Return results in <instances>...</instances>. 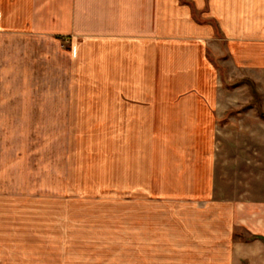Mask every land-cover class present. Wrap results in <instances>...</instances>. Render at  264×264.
Masks as SVG:
<instances>
[{
  "label": "crops",
  "instance_id": "obj_1",
  "mask_svg": "<svg viewBox=\"0 0 264 264\" xmlns=\"http://www.w3.org/2000/svg\"><path fill=\"white\" fill-rule=\"evenodd\" d=\"M50 37L72 41L58 119L88 177L0 180V264H264V130L226 127L241 103L215 64L264 77V0H0V122L33 120L25 63Z\"/></svg>",
  "mask_w": 264,
  "mask_h": 264
},
{
  "label": "rangeland",
  "instance_id": "obj_2",
  "mask_svg": "<svg viewBox=\"0 0 264 264\" xmlns=\"http://www.w3.org/2000/svg\"><path fill=\"white\" fill-rule=\"evenodd\" d=\"M194 14L197 21H205L200 13L194 11ZM211 23L215 26L219 36V27L213 22ZM42 45L46 56L37 55L39 53L34 51V48L28 49L30 59L27 58L25 63L26 71L30 72L31 76L29 99L27 100L34 101L31 106L34 113L29 115L33 120L0 122V145L2 147L0 180L3 189L14 188L17 183V188L26 189L34 194L43 192L53 194L63 192L67 188L66 177H69V167L73 163L75 164V161L83 168V171H86L82 172L83 177H88L87 169L91 154L89 138H81L79 142L70 137V123L66 122L63 116H60L63 120L58 119V107H60L58 103L65 101L70 93L68 89L69 75L66 72L68 68L64 70L62 64H66V56L70 52L72 41L67 38L50 37L49 40L46 39L42 42ZM229 60L225 50L223 56L215 58V64L221 73L226 91L225 99L227 101L230 99L231 103L234 101L241 103L236 113L233 112L227 116L226 127L230 130H264V118L262 117V113H264V77L262 75L255 76L249 71H241V74L238 71L234 73L235 70ZM38 68L40 69L39 74L36 72ZM9 100L12 102V99H6V101ZM42 108L44 116L40 114ZM45 109L48 116L45 115ZM239 112L243 113V116L254 112L257 114V119L262 121L256 122L254 117L251 119L243 117L242 121L237 120L238 116L235 114ZM234 115L235 119H233ZM18 117L23 118L25 115H18ZM233 140L231 138V142ZM261 140L264 143V137ZM221 150L219 151V161L223 163L226 160L225 162L234 163L235 151L233 148L229 147L226 152ZM239 172L232 170L230 175Z\"/></svg>",
  "mask_w": 264,
  "mask_h": 264
},
{
  "label": "trees",
  "instance_id": "obj_3",
  "mask_svg": "<svg viewBox=\"0 0 264 264\" xmlns=\"http://www.w3.org/2000/svg\"><path fill=\"white\" fill-rule=\"evenodd\" d=\"M262 117L264 118V113H262Z\"/></svg>",
  "mask_w": 264,
  "mask_h": 264
}]
</instances>
